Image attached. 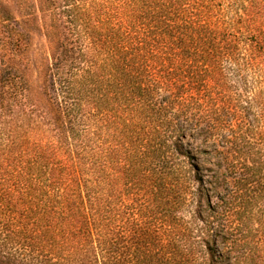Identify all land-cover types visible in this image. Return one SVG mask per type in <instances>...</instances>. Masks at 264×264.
Wrapping results in <instances>:
<instances>
[{
  "label": "trees",
  "instance_id": "obj_1",
  "mask_svg": "<svg viewBox=\"0 0 264 264\" xmlns=\"http://www.w3.org/2000/svg\"><path fill=\"white\" fill-rule=\"evenodd\" d=\"M215 2H33L52 52L2 93L0 264H264V0Z\"/></svg>",
  "mask_w": 264,
  "mask_h": 264
},
{
  "label": "rangeland",
  "instance_id": "obj_2",
  "mask_svg": "<svg viewBox=\"0 0 264 264\" xmlns=\"http://www.w3.org/2000/svg\"><path fill=\"white\" fill-rule=\"evenodd\" d=\"M38 1L0 0V105L12 101L9 96L2 95L4 89L8 91L14 86L22 88L33 84L29 77L40 74L38 64L42 56L52 52L37 27L51 29L54 19L52 12L42 13L33 6V2ZM249 1L216 0L215 4L230 20L242 15L244 9L250 7ZM37 96L40 97L38 101H42L41 95Z\"/></svg>",
  "mask_w": 264,
  "mask_h": 264
}]
</instances>
